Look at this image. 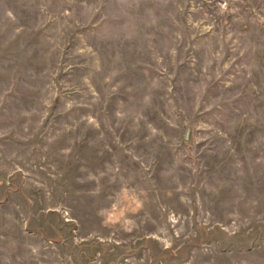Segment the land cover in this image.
Listing matches in <instances>:
<instances>
[{"label":"rangeland","instance_id":"obj_1","mask_svg":"<svg viewBox=\"0 0 264 264\" xmlns=\"http://www.w3.org/2000/svg\"><path fill=\"white\" fill-rule=\"evenodd\" d=\"M0 264H264V0H0Z\"/></svg>","mask_w":264,"mask_h":264}]
</instances>
